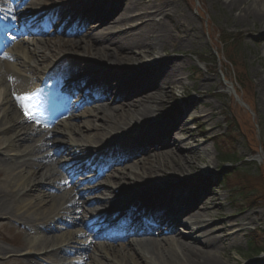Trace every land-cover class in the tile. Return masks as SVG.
<instances>
[{
  "label": "bare ground",
  "instance_id": "6f19581e",
  "mask_svg": "<svg viewBox=\"0 0 264 264\" xmlns=\"http://www.w3.org/2000/svg\"><path fill=\"white\" fill-rule=\"evenodd\" d=\"M39 1L8 0L4 7L0 0L5 23L18 29L21 37L16 38V46L9 52H0V78L5 81L6 91L0 117V134L6 136V144L0 148V167L6 168H0V174L6 180L0 181V219L17 224L28 232L27 235L34 234L38 239L33 243L26 238L23 246L19 247L31 249V252L37 250L52 264H58V259L67 261L65 264H86L85 259L88 264H103L107 260H112L107 264H221L215 252L223 244L234 241L235 235L231 236L226 227H221L226 236L218 237L213 232L208 233L202 224L188 222V214L194 215L199 211L191 209L199 200V185L203 188L207 186L200 184V181L204 182L203 177L200 180L197 177L186 178L177 183L167 180L159 185L156 181L142 185L136 181L124 182L128 178L124 171L128 169L123 164L134 156L158 151L156 157L167 160L165 164H171L178 172L182 171L181 163L186 162L185 157L174 151L179 146L170 145L169 132L175 128L170 117L149 124L154 117L150 104L155 103L156 93L151 92L145 97L113 107L117 114L113 120L101 114L103 108L100 104H96L101 106L100 109L95 107L86 111L82 114L84 117L68 112L59 128L51 123L43 128H28L26 121L18 122L21 116H15L18 106L22 104V100L18 99L19 88L31 82L40 84L45 74L47 78H51L53 73L63 79L75 76L76 82L69 86L68 93L80 90L93 76L99 94L84 97L90 102L101 97L114 102L117 91L123 87H126L125 92L119 96L123 100L129 99V94L135 90L142 92L158 82L167 84L170 90L169 85L177 80L187 65L183 61L177 64L161 60L154 62L153 67L142 61L137 65L140 69H122L124 64L138 60L133 57L135 49L149 42L164 43L166 25L171 17L166 0H159L157 4L154 0H125L122 16H128L136 8L143 12V16L138 19L140 24L123 32V36L115 31L114 34L104 32L105 27L109 26L98 32L76 25L80 20L84 24L95 21L91 28L105 23L110 25L111 13L119 0H71L63 4H59V0H42L50 6H57L51 12L29 8L37 7ZM24 4L26 18H20L23 11L12 16L14 10ZM224 5L232 14H236L233 16L235 23L244 26L257 23L264 31V12L261 9L264 0H229ZM70 7L73 10L66 12ZM36 17L43 22L32 29L30 22ZM45 34L48 37L41 41L34 37ZM259 44L264 47V42ZM77 49H82L85 54H79ZM90 55L98 58V61L92 60ZM38 62L42 64L40 68ZM258 87V99L264 106V77L259 78ZM25 105L35 112L31 102ZM121 112L142 119L138 121L136 118L135 124H126ZM55 115L51 114V121ZM76 117L84 119L73 122ZM197 118L195 116V120ZM95 119L101 120V123L95 125ZM119 128L122 130L118 133ZM145 140L147 143L143 142ZM80 141L86 145H79ZM87 148L96 150L108 169H112L102 182L84 176L85 168L80 159ZM71 158L77 165L75 169L81 168L77 176L72 177L73 172L66 171L64 179L53 172L55 167L62 168ZM138 161L149 162L150 158ZM152 177L155 179V176ZM152 190L156 192L150 193ZM128 200H135V205H149L153 209L154 214L146 216L144 220L143 230L153 237H141V240L121 238L108 243L80 242L74 238L82 237L81 229L88 228L86 216L105 218L110 216V212L126 205ZM200 208H204L203 203ZM247 218L242 216L243 220L247 221ZM155 222L157 225L160 222L165 230L159 229ZM77 224L80 228L72 227ZM240 228L236 236L241 234ZM172 233L176 235L172 241L169 239L171 237H161ZM4 236L0 231V238ZM159 236L160 240H154ZM184 238L191 243L185 242ZM9 253V249L0 245V256ZM73 255L79 258L69 259ZM101 258L103 262L99 261Z\"/></svg>",
  "mask_w": 264,
  "mask_h": 264
},
{
  "label": "rangeland",
  "instance_id": "374dc122",
  "mask_svg": "<svg viewBox=\"0 0 264 264\" xmlns=\"http://www.w3.org/2000/svg\"><path fill=\"white\" fill-rule=\"evenodd\" d=\"M70 1L59 0V4ZM126 1L119 0L111 13L110 25L105 23L95 28H91L90 25L88 31L96 29L95 31L102 32L105 26H109L103 31L112 34L115 31L122 33L123 36V32L139 25L138 19L143 16L139 8L132 9L128 16H122ZM227 1L229 0H166L165 5L171 10V17L166 25L164 43L149 42L135 49L133 57L138 60L124 64L122 69H140L137 65L142 61L145 65L153 67L156 61L169 60L177 64L183 61L187 64L184 71L169 85L170 90L167 84L161 85L162 83L158 82L142 92H139V89L135 90L136 92L129 94L128 100H123L119 98L125 92L126 87H123L117 91V99L115 98L114 102L100 101L98 105H102L101 114L113 120L117 115L113 107L145 97L151 92L156 93L155 103L150 104V111L154 117L149 124L159 121L160 118L170 117L171 124L175 126L169 132L170 145L180 147L174 151L185 157L186 162L181 163L182 171L178 172L171 164H165L167 160L156 157L158 151L144 153L123 164L128 169L124 171L128 175L124 182L136 181L142 185L145 182L156 181L159 185L167 180L177 183L186 178L197 177L200 180L203 177L204 182L200 181V184L207 186L203 188L199 185V200L191 209L199 211L194 215L188 214V222L196 221L207 228L208 233L213 232V235L218 237L226 236L221 227H226L231 236L235 235L234 241L223 244L215 252L221 264H264V253H260L264 248V106L258 99L259 78L264 77V47L259 44L264 42V31L257 23L248 26L235 23L233 16L236 14H232L224 5ZM154 2L157 4L159 0ZM48 4L40 0L37 7L29 8L51 11L57 6ZM22 7L23 14L26 5ZM261 9L264 12V6H261ZM72 10L70 7L66 12ZM36 22L37 19L34 20V23ZM47 37L48 35L37 37L39 39L37 41ZM229 37L234 38L233 43L223 47L220 41ZM109 49L114 50L113 47ZM77 52L85 54L82 49H77ZM90 58L98 61L93 55H90ZM39 63L41 62L37 65L40 68L42 64ZM89 79L90 81L84 84L85 88L95 78L92 76ZM75 81L73 75L60 84L57 80L51 81L50 83L54 85L52 92H58L60 87ZM4 83L5 81L0 78V117L3 114L2 98L6 92ZM92 106L101 108L95 104L84 106L82 112ZM121 113L126 119V124H135L136 118L138 121L142 119L133 114ZM101 114L98 116L101 117ZM195 116L199 118L195 120ZM60 121L58 120L57 124ZM100 123L101 120L95 119V125ZM121 130L119 128L118 133ZM5 137L0 134L2 145L0 148L6 144L5 139H2ZM79 145L86 143L80 141ZM218 150L231 155L233 163L219 162ZM96 157H98L96 150L92 148L85 150L84 161H95ZM145 158H150V161L144 163L138 161ZM71 161L67 162L70 164ZM92 165L95 166V163ZM55 170L59 172L58 169ZM111 171L112 169L108 170L105 175ZM230 174L234 176L226 178ZM152 176H155V179H151ZM104 178L105 176H102L97 181L102 182ZM223 179H226L225 183ZM0 181H6L3 174H0ZM152 191L150 193L156 192ZM202 203L204 208L201 209ZM242 216H248V220H243ZM240 218L242 221L238 220ZM239 228L241 234L236 236ZM0 231L18 243L26 237L24 229L2 219ZM174 236L176 235L172 233L169 239L174 240ZM159 238L161 237L154 240H160ZM184 241L191 243L188 238H184ZM0 245L9 249L11 253L0 256V264H15L14 257L25 254L16 252V247L2 241L1 238ZM255 248L258 249L257 252ZM33 253L41 255L37 250ZM102 259L99 261L103 262ZM111 261H104L103 264ZM84 262L88 264L86 259Z\"/></svg>",
  "mask_w": 264,
  "mask_h": 264
},
{
  "label": "trees",
  "instance_id": "16d2710c",
  "mask_svg": "<svg viewBox=\"0 0 264 264\" xmlns=\"http://www.w3.org/2000/svg\"><path fill=\"white\" fill-rule=\"evenodd\" d=\"M233 41H234V38H232V37H229V38H227V39H222V41H220V44L223 46V47H225L226 45H229L230 43H233ZM227 43V44H226ZM213 57V56H212ZM224 136H226V135H224ZM223 136V137H224ZM264 151V150H263ZM220 155V161L219 162H221V163H227V162H229V161H231V163H233V161H232V159H233V157L231 156V155H229L228 153H225V152H223V151H221V150H218V156ZM232 157V158H231ZM230 176H234V174H230L228 177H226V178H229ZM225 180L226 179H223V181H224V183H225ZM226 183H227V181H226ZM255 249H257V248H255ZM256 252L258 251V249L257 250H255ZM260 253H264V248L263 249H261L260 250Z\"/></svg>",
  "mask_w": 264,
  "mask_h": 264
},
{
  "label": "snow or ice",
  "instance_id": "6c2138e0",
  "mask_svg": "<svg viewBox=\"0 0 264 264\" xmlns=\"http://www.w3.org/2000/svg\"><path fill=\"white\" fill-rule=\"evenodd\" d=\"M5 17H0V19H4ZM31 98V94H25V96L23 97H18V99L20 100H26V99H30ZM22 110L25 112V116L27 119H32L34 116V112L25 104H21Z\"/></svg>",
  "mask_w": 264,
  "mask_h": 264
}]
</instances>
